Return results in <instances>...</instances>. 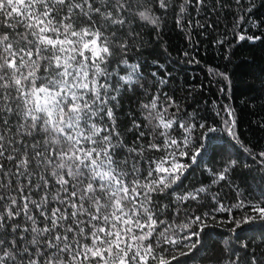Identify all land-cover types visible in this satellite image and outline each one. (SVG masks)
<instances>
[{
	"label": "snow or ice",
	"instance_id": "obj_1",
	"mask_svg": "<svg viewBox=\"0 0 264 264\" xmlns=\"http://www.w3.org/2000/svg\"><path fill=\"white\" fill-rule=\"evenodd\" d=\"M208 6L0 0V264H264V187L256 199L233 188L231 204L211 193L238 167L230 147L258 160L262 180L264 151L243 146L235 119L218 129L164 93L157 60L156 71H143L144 52L155 51L145 30L159 40L170 14L184 30L190 10ZM255 8L215 0L210 10L242 11L236 27L250 23L261 35L238 40L255 43L264 38ZM209 76L229 81L216 69ZM205 157L218 167L205 169L210 184L189 191L184 181ZM217 214L226 231L214 239L206 221Z\"/></svg>",
	"mask_w": 264,
	"mask_h": 264
},
{
	"label": "trees",
	"instance_id": "obj_2",
	"mask_svg": "<svg viewBox=\"0 0 264 264\" xmlns=\"http://www.w3.org/2000/svg\"><path fill=\"white\" fill-rule=\"evenodd\" d=\"M206 2L209 6L199 14L195 9L190 10L191 15L185 18L184 30L176 27L171 14L159 40L155 33L147 34L150 29L145 30L143 39L150 41L147 47L155 51L152 54L144 52L148 66L143 71L148 73L157 70L151 63L153 60L163 64L165 67L159 70L156 78H168L167 86H160L164 93L175 99L187 112L198 109L199 115L209 116L210 122L214 121L218 129L223 128L225 120L235 119L236 131L243 146L251 153H259L264 151V38L255 43L239 41V33L261 35L260 29L253 28L250 23H242L237 28V16L243 15L242 11H211L215 7V0ZM221 3L232 4V0H221ZM255 4L254 18L264 17L261 0H255ZM245 5L247 6V0ZM188 21H191V26ZM219 41L224 42L221 44ZM210 69L226 73L229 81L210 77ZM148 83L151 84V77H148ZM150 91L154 93L155 89ZM140 100L146 102L144 97H140ZM133 106L138 112L139 105L135 101ZM172 111L169 109L170 113ZM228 111L233 115L229 116ZM214 135L219 137L215 143H225L226 134L218 131ZM229 150L233 153L232 158L238 161V167L232 172L228 182L213 186L211 193L223 196L225 204L235 203L233 188L238 186L246 194L252 193V199L258 198L261 187H264L262 174L258 171L261 167L258 160L254 161L251 155L239 147H230ZM214 166L218 167L216 162L208 161L205 157L199 167L193 166L195 171L184 181L185 187L190 191L201 184H210L205 169ZM183 190L178 189V192ZM204 202L203 199L200 201ZM189 210L199 214L196 212V202L189 204ZM224 218L223 214H217L215 222L212 219L206 221L209 225L206 232L211 233L214 239L217 238V233L226 231L225 224L221 223ZM244 239H251V236ZM181 250L185 249L178 248L175 254L179 255ZM190 264L196 262L192 261Z\"/></svg>",
	"mask_w": 264,
	"mask_h": 264
}]
</instances>
